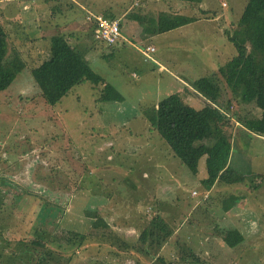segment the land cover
Masks as SVG:
<instances>
[{
    "label": "rangeland",
    "instance_id": "374dc122",
    "mask_svg": "<svg viewBox=\"0 0 264 264\" xmlns=\"http://www.w3.org/2000/svg\"><path fill=\"white\" fill-rule=\"evenodd\" d=\"M247 1L0 0L8 56L18 53L25 63L0 91V264H264V139L239 126L259 110L223 89L229 162L244 180L209 188L205 157L190 172L146 118L175 92L196 108L206 103L190 84L236 54L225 31ZM87 11L114 15L128 41H94ZM160 14L195 20L146 33ZM56 34L123 101L99 100L103 84L84 80L47 104L30 71L47 58ZM141 43L154 47L150 58L132 45ZM178 76L186 79L176 87ZM84 210H97L108 228H92ZM148 227L155 238L142 241ZM229 229L242 238L233 247L223 240Z\"/></svg>",
    "mask_w": 264,
    "mask_h": 264
},
{
    "label": "trees",
    "instance_id": "16d2710c",
    "mask_svg": "<svg viewBox=\"0 0 264 264\" xmlns=\"http://www.w3.org/2000/svg\"><path fill=\"white\" fill-rule=\"evenodd\" d=\"M104 16L115 18L112 14ZM132 18L143 23L136 15ZM194 20L183 14H160L156 19H149L150 25L145 27V32L160 34ZM225 34L236 54L207 76L196 78L190 84L206 103L196 108L175 92L160 99L146 114L147 120L172 154L190 172L196 173L199 160L205 157L206 178L202 183L208 188L218 181L233 184L244 180L243 174L232 168L229 162L231 144L227 128H230V121L219 108L225 87L232 99L242 104L253 103L259 110L258 116H246L239 120L250 132L264 136V0H248L232 29L226 30ZM251 46L262 52L258 57L260 59L253 54ZM24 67L25 63L18 53L8 56V34L0 23V91L7 89ZM30 73L40 95L50 105L57 103L73 86L84 80L94 85L103 84L101 101L120 102L124 99L114 86L92 69L84 54L62 34L50 38L47 58L32 68ZM84 214L91 220L92 228H108L97 210H84ZM71 234L80 242L85 239L83 233L72 231ZM140 235L142 241L147 237L153 240L155 231L148 227ZM241 239L237 230L224 232L223 240L229 247L235 246Z\"/></svg>",
    "mask_w": 264,
    "mask_h": 264
},
{
    "label": "built area",
    "instance_id": "2783aa9c",
    "mask_svg": "<svg viewBox=\"0 0 264 264\" xmlns=\"http://www.w3.org/2000/svg\"><path fill=\"white\" fill-rule=\"evenodd\" d=\"M85 20L90 27L94 41L101 42L107 46H115L128 41V38L122 32L118 19H110L102 13L87 11ZM132 45L146 58H150V54L154 51V47L150 45Z\"/></svg>",
    "mask_w": 264,
    "mask_h": 264
},
{
    "label": "crops",
    "instance_id": "0c3cea01",
    "mask_svg": "<svg viewBox=\"0 0 264 264\" xmlns=\"http://www.w3.org/2000/svg\"><path fill=\"white\" fill-rule=\"evenodd\" d=\"M169 15V14H168ZM192 23V22H191ZM121 24V23H120ZM190 23H188V24H186V25H183V26H181V27H179V29H181V28H183V27H185V26H187V25H189ZM121 28H122V32H123V34L125 35V31L123 30L124 28L122 27V25H121ZM178 28H176V29H174V30H169V31H167V32H164V33H162V34H166V33H169V32H172V31H175V30H177ZM146 38H150V36H146L145 37V39ZM142 44V43H141ZM230 51V50H229ZM230 53V52H229ZM235 54V53H234ZM234 54H227V60L226 61H228L229 59H231L232 57H233V55ZM226 61H224V63L226 62ZM223 63V64H224ZM215 69V68H214ZM175 79V81H176V87L177 86H179V83H184L183 82V80H185L186 79V77H176V78H174ZM169 82H171L170 80H169ZM170 84V83H169ZM262 85H263V87H264V82L262 81ZM166 87H169V85H166ZM197 94V93H196ZM197 96H198V99L199 100H203L202 98V96L200 95V94H197ZM202 97V98H201ZM199 107H202L201 105L199 106ZM258 116V115H257ZM240 127L244 130V132L245 133H250V131L249 130H247L242 124L240 125ZM253 133V132H252ZM257 136V135H256ZM257 137H259V138H261V137H263L262 139H264V136H261V135H258ZM232 152H234V151H232ZM234 154V153H233ZM230 160H231V158H230ZM136 262V261H135ZM134 264V263H133Z\"/></svg>",
    "mask_w": 264,
    "mask_h": 264
},
{
    "label": "clouds",
    "instance_id": "9594fccd",
    "mask_svg": "<svg viewBox=\"0 0 264 264\" xmlns=\"http://www.w3.org/2000/svg\"><path fill=\"white\" fill-rule=\"evenodd\" d=\"M134 47V46H133ZM219 108H222V107H219ZM220 111L225 115V110H222V109H220ZM227 116V115H226ZM240 124V123H239ZM241 125V124H240ZM239 125V126H240ZM261 138H263V137H261Z\"/></svg>",
    "mask_w": 264,
    "mask_h": 264
}]
</instances>
